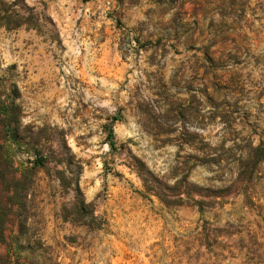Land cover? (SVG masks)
<instances>
[{
  "label": "rangeland",
  "instance_id": "rangeland-1",
  "mask_svg": "<svg viewBox=\"0 0 264 264\" xmlns=\"http://www.w3.org/2000/svg\"><path fill=\"white\" fill-rule=\"evenodd\" d=\"M4 92L14 169L50 162L19 213L0 185V264H264V166L243 185L234 159H204L264 131V0H0ZM141 162L169 184L187 174L183 206L145 192ZM64 163L100 229L64 219Z\"/></svg>",
  "mask_w": 264,
  "mask_h": 264
},
{
  "label": "trees",
  "instance_id": "trees-1",
  "mask_svg": "<svg viewBox=\"0 0 264 264\" xmlns=\"http://www.w3.org/2000/svg\"><path fill=\"white\" fill-rule=\"evenodd\" d=\"M119 3H123V0H118ZM208 3V2H206ZM194 4V2H193ZM232 6L237 5V0H230ZM222 14V13H220ZM20 24L17 25L19 27ZM211 48V47H210ZM204 51L205 62L214 63V59L210 50ZM215 54V53H214ZM6 93L0 94V185L6 188L8 193L12 192L8 196V202L6 203L7 208L10 211H20V204L22 193L27 192L30 186L33 184L35 177V169L37 165L46 166L50 161L49 159H36L30 162V167L26 166L19 170L14 169V146H21L19 132H20V109L16 104V98L6 96ZM234 114V113H231ZM215 119L220 118L222 123H227L230 119V123H234L236 118L233 115L226 113H215ZM109 137H113V130L109 131ZM233 145L227 147V141H223L220 147L211 149L207 152L204 159L206 164L209 166L221 167L224 162L229 165V159H234L233 165L236 166L238 171V180L243 184L252 182L258 175L259 169L264 166V131L260 135L257 143L253 141H243L242 143L238 139H233ZM111 148L114 149L115 145L110 144ZM227 155L228 158L223 156ZM226 159V160H225ZM59 164H63L60 162ZM143 170L146 175L150 176V179L144 177L142 173L139 176L142 178L143 187L146 193L156 196L158 200L166 207H178L184 205V194H189L186 190L189 187L188 176L184 175L182 178H174L173 184H169V181L158 179L144 163L141 162ZM71 163H64V170L59 171L57 175V181L60 183L62 189L75 193V201L71 208L64 207V219L71 220L82 226H87L92 229H100L102 227L101 219L95 215L94 202L87 203L84 194L80 188V176L77 175L74 178H69L66 173L70 172ZM81 173L82 167H78ZM20 172L21 177L17 178L16 173ZM201 192L202 187H197ZM216 196V195H214ZM200 207L203 209V202H198ZM16 208V209H15ZM18 222L21 217L20 214L16 215ZM22 222V221H21ZM3 264H22L19 259L13 260V257L9 256L2 261Z\"/></svg>",
  "mask_w": 264,
  "mask_h": 264
}]
</instances>
